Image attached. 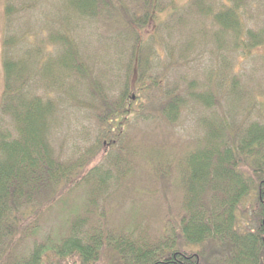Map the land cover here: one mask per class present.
I'll return each instance as SVG.
<instances>
[{
  "label": "trees",
  "instance_id": "1",
  "mask_svg": "<svg viewBox=\"0 0 264 264\" xmlns=\"http://www.w3.org/2000/svg\"><path fill=\"white\" fill-rule=\"evenodd\" d=\"M30 1L5 0L0 264H264V110L251 117L254 94L235 70L239 56L264 48V26L252 21L264 13V0H190L147 39L136 27L163 11L160 0H62L68 16L56 17L59 25L51 24L48 36L16 52L23 38L16 23ZM119 14L126 25L105 46L110 65L94 70L69 19ZM49 44L54 53L44 50ZM205 49L215 60L202 74L169 78L173 64ZM151 109L169 123L194 110L202 134L180 155L133 144L126 126L150 121ZM69 111L92 115L97 128L90 142L62 158L55 135L66 132ZM101 152V161L87 169ZM140 157L157 175L175 178L184 194L178 224L153 240L88 221L97 210L105 215L102 199L112 181L132 173ZM66 185L85 188L88 216L74 220L52 249L19 252L21 227L58 201Z\"/></svg>",
  "mask_w": 264,
  "mask_h": 264
},
{
  "label": "rangeland",
  "instance_id": "2",
  "mask_svg": "<svg viewBox=\"0 0 264 264\" xmlns=\"http://www.w3.org/2000/svg\"><path fill=\"white\" fill-rule=\"evenodd\" d=\"M160 1L163 11H158L150 23L142 29L135 26L137 32L139 31L146 39L156 32L160 22L169 18L172 10L186 6L190 0ZM28 7L27 15L25 14L20 19L23 27L19 26L20 20L16 23L17 32L19 31L20 36H23L17 47H14L16 52L21 51L29 44L39 43L42 37L48 36L53 30V26L50 25L57 21L56 17L62 20L68 16L62 0H32ZM120 10L119 12H121ZM260 14L255 15L254 20H252L257 27L264 26V13ZM4 18L5 0H0V105L4 91L2 67ZM125 20L126 16L122 14L111 20L69 19L68 23L73 26L76 24L77 41L83 44L82 50L90 58L92 69H105L110 65V56L105 46L109 43L112 35L124 28ZM55 24L54 27L59 25V22L57 21ZM55 48V45L49 44L44 47V50L47 53L48 51L54 53ZM259 52H264V48L246 58L239 56L235 68L242 77L243 88L254 94V99L250 103L249 114L251 117L258 116L264 110V104H261L264 102V58L257 55ZM209 53L206 49L201 52L198 51L196 55H191L187 60L173 64L170 74L168 73L169 78L173 79L184 72L191 75L202 74L205 64L209 63L211 59L215 60V57L210 56ZM139 103L140 99H135V108H138ZM223 107L227 108V104L224 102ZM152 111L153 109H151ZM66 115H68L67 121L69 122V125L66 124L64 127L66 132L60 130L55 135V146L62 158L73 155V150H75L73 146L83 147L90 142L86 138L93 139L97 128L96 120L92 115L87 116L84 112L83 114H76L70 111ZM80 116H84L85 119ZM5 125L9 126L7 121H5ZM126 129L133 144H144L150 148L157 147L164 152H173L177 155L192 147V141L202 134L197 113L190 109L183 111L182 116L174 123L165 121L159 117L157 111H153V117L150 121L134 122L132 125L126 126ZM102 154L101 152L88 165L87 169L98 164ZM112 183L113 187H110L111 190L102 199L105 215H101L97 210L89 216L88 213L86 214L85 208L88 204L89 195L85 188L78 187L73 190L70 185H66L62 189L63 194L58 201L49 208L43 209V212L31 224H25L21 227L20 238L15 249L24 253L30 252L37 245L52 249L68 236L69 228L74 220H81L86 216L89 218L88 221L95 226L105 221L108 226L116 231L132 233L135 236L150 240L158 238L172 225L178 224V215L182 212L183 191L171 175L166 177L157 175L153 164L147 158H134L132 173L124 177L118 176L117 180L114 179ZM251 204L252 197L249 196L243 201L241 207L243 215H248ZM241 220L245 221L246 219L241 217ZM29 225L32 226L29 227ZM99 264L104 263L100 262Z\"/></svg>",
  "mask_w": 264,
  "mask_h": 264
}]
</instances>
